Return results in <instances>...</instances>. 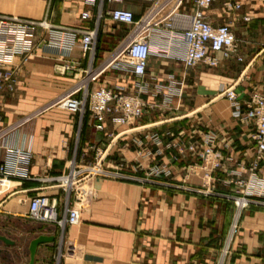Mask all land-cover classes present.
<instances>
[{
	"label": "crops",
	"instance_id": "1",
	"mask_svg": "<svg viewBox=\"0 0 264 264\" xmlns=\"http://www.w3.org/2000/svg\"><path fill=\"white\" fill-rule=\"evenodd\" d=\"M158 1L98 0L96 6L88 7L84 0H0L1 14L47 19L76 35L65 36L75 44L71 52L37 51L16 72L14 90L0 91V164L18 173L8 185H0V235L15 243L0 242V248L23 255L27 251V261L17 264H28L30 242L40 235L55 240L39 247L36 264H219L225 238L240 211L237 201L252 197L247 193L250 181L261 192L264 157L253 170L255 126L233 117L230 103L220 94L234 88L238 101L245 104L254 91L263 88L264 0H231L241 4L239 10L227 11L215 3L205 11L214 26L230 27L238 45L233 58L225 60L219 55L215 68L205 64L186 68L181 61L153 53L139 84L127 73H105L99 82L109 90L139 94L142 86L140 94L148 107L132 125L118 127L109 120L103 131H97L90 113L80 115L52 106L76 85L81 70L90 66L76 31L95 29L102 12L94 58L98 66L130 30L110 21L107 13L125 9L139 21ZM195 10L194 0H186L180 14L190 16ZM87 11L91 18L83 20ZM66 66L77 70L58 69ZM168 100L171 110L161 111ZM25 118L28 121L17 126ZM155 135L165 149L155 164L170 165L168 180L150 184L108 175L119 165L126 167L122 171L126 175H133L137 165L143 176L148 166L137 150L140 143L155 149L151 140ZM209 137H214L213 153L219 164L205 172L199 154L188 148L202 149ZM177 146H184L185 152L178 153ZM14 148L27 157V171L17 168ZM100 157L107 174L83 175L70 193L47 181L69 174L75 161L84 173ZM39 193L56 201L60 217L69 199V206L80 210V223L63 231L55 224L27 219L29 200ZM235 249V264H262L264 194L252 197L250 206L240 212Z\"/></svg>",
	"mask_w": 264,
	"mask_h": 264
},
{
	"label": "built area",
	"instance_id": "2",
	"mask_svg": "<svg viewBox=\"0 0 264 264\" xmlns=\"http://www.w3.org/2000/svg\"><path fill=\"white\" fill-rule=\"evenodd\" d=\"M108 1L120 2V0ZM166 1L159 0L139 21L135 20L132 12L125 9L108 12L107 18L110 21L124 24L130 27V30L127 37L98 66H94V58L97 48L98 24L103 18L102 12L99 14L95 29L76 31L75 33L81 35L80 47L83 55L89 57L90 66L86 70H81L80 79L76 85L55 100L52 106L80 115L90 113L96 121L97 131H103L109 120L118 127H128L141 119L148 107L140 94L143 88L139 87V94L109 90L99 82L108 71L117 70L133 75L139 84L146 75L148 60L153 53L181 61L186 68H195L200 64L215 68L220 64L219 55L225 60L235 56L238 45L230 27L228 25L214 26L205 11L215 3H221L227 11H235L240 9V3H234L231 0H194L196 7L194 14L182 16L180 9L184 0H178L175 9L170 8ZM97 2L98 0H84L88 7L96 6ZM90 18L89 11L82 15L83 20ZM245 20L248 21L249 18ZM39 32L42 36H38ZM66 34L76 36L74 31L68 32L65 28L56 27L47 19L33 21L16 15L0 13V91L5 88L14 90L16 72L25 62L34 57L37 51L42 49L47 52L56 51L58 54L71 52L75 44L65 38ZM17 60H19L18 64ZM237 60L242 61L241 58ZM64 69L65 71L77 70L74 66H66ZM220 96L230 103L233 117L252 122L255 126L254 140L257 148V161L253 167L255 170L257 163L264 157V82L262 90L254 91L245 104L238 101L234 88L224 90ZM27 121L28 118L20 120L17 126ZM5 133L7 131L2 135ZM213 138L209 137V141H205L203 148L198 151L193 147L188 148L199 154L202 160L201 167L205 172L217 168L219 164L218 155L213 153ZM151 140L155 149L143 147L140 143L137 150L139 159L147 163V178L141 179L126 175L122 172L126 169L124 165H119L118 169L108 175L150 184L160 183L165 178H170L172 172L167 162L155 164V161L163 157L165 153L161 139L155 135ZM177 149L180 154L185 152L184 146H177ZM12 150L19 162L17 168L20 171H27L29 168L27 157L23 156L19 148ZM102 162L103 158L100 157L99 162L82 173L77 169L75 161L71 164L69 174L49 178L47 181L60 184L65 192L70 193L83 175H106L107 172H104L101 167ZM135 169L141 170L142 168L137 166ZM17 175L18 173L9 171L7 164H0V185H8ZM258 187L261 191L260 195L264 194V184H259ZM247 202L246 199H241L237 201V205L241 206L242 210ZM26 218L41 224H55L64 231L66 226H75L80 223L81 213L79 209L69 206L68 199L65 203L64 216L60 217L56 201L51 202L47 195L39 193L29 200ZM237 230V226L234 225L232 236L238 232Z\"/></svg>",
	"mask_w": 264,
	"mask_h": 264
},
{
	"label": "rangeland",
	"instance_id": "3",
	"mask_svg": "<svg viewBox=\"0 0 264 264\" xmlns=\"http://www.w3.org/2000/svg\"><path fill=\"white\" fill-rule=\"evenodd\" d=\"M185 2H186V0H184L183 4H185ZM170 108H172V106H170V103L168 101L163 107H161V109H162L161 111H163V112L167 111L168 112L171 110ZM150 116H152V115H150ZM136 167H137V165H136ZM136 171H138V172L133 174V175H130V176L131 177L137 176L136 178H141V179L147 178L146 175H147L148 171L146 169L143 171V176L139 175L140 170H136ZM168 179L165 178L162 181H166ZM248 188H249L247 191L248 195L251 194L252 197L260 196V193H258V191H256L255 186L252 185V182H251V184L249 183ZM252 197L246 196L243 198V199H246L248 202L242 210L240 208L241 206L239 207V209H240L239 214L236 216V218H235V220L231 226L229 235L225 238L224 244L222 246V250L220 252L219 264H235V259H236V257H235L236 256L235 246H236V242L238 240V233H239V227H240V212H242L244 209H246L250 206V199ZM234 225L237 226L238 232L232 236L231 232H232V228ZM24 255L21 254L20 252H16V251H14V252L4 251L3 249L0 248V264H17L18 262H21V261H24V263H25L28 259V252L25 251ZM262 255H263L262 264H264V251H263Z\"/></svg>",
	"mask_w": 264,
	"mask_h": 264
},
{
	"label": "water",
	"instance_id": "4",
	"mask_svg": "<svg viewBox=\"0 0 264 264\" xmlns=\"http://www.w3.org/2000/svg\"><path fill=\"white\" fill-rule=\"evenodd\" d=\"M61 72H65V69L62 67L58 68ZM55 238L53 236H45V235H40L37 238L33 239L30 242L29 245V262L28 264H36V256H37V251L40 246L46 245L49 243H53ZM0 242L4 243L5 245L8 246H14L15 243L8 239L5 236L0 235Z\"/></svg>",
	"mask_w": 264,
	"mask_h": 264
},
{
	"label": "bare ground",
	"instance_id": "5",
	"mask_svg": "<svg viewBox=\"0 0 264 264\" xmlns=\"http://www.w3.org/2000/svg\"><path fill=\"white\" fill-rule=\"evenodd\" d=\"M178 0H167L166 3L169 4L170 8L175 9L177 7Z\"/></svg>",
	"mask_w": 264,
	"mask_h": 264
}]
</instances>
